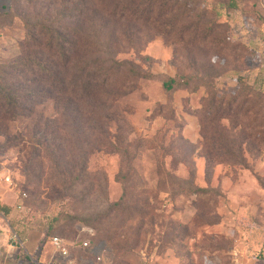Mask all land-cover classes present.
Returning a JSON list of instances; mask_svg holds the SVG:
<instances>
[{"label": "rangeland", "instance_id": "1", "mask_svg": "<svg viewBox=\"0 0 264 264\" xmlns=\"http://www.w3.org/2000/svg\"><path fill=\"white\" fill-rule=\"evenodd\" d=\"M54 1L0 0V62L28 54L22 17ZM228 1L188 3L152 24L112 22L111 51L98 57L151 76L93 113L84 104L82 117H60L53 99L37 104L66 123L56 158L33 155L26 115L0 131V264H68L54 236L73 264H264V0ZM178 76L215 89L166 90ZM238 93L212 120V96L227 104Z\"/></svg>", "mask_w": 264, "mask_h": 264}, {"label": "trees", "instance_id": "2", "mask_svg": "<svg viewBox=\"0 0 264 264\" xmlns=\"http://www.w3.org/2000/svg\"><path fill=\"white\" fill-rule=\"evenodd\" d=\"M28 1L31 3V0ZM61 2L53 3L52 6L43 3L39 13L22 17L29 31L27 47L30 51L17 61L0 62V131H5L7 123L20 114L34 119L32 133L35 145L32 150L33 155L38 157L43 156V152L48 154L47 157L58 156L64 144L60 131L64 130L66 123L59 119L45 120L42 114L36 112L37 104L53 99L60 117L66 118L72 114L82 117L87 111L82 108L84 104L93 113L97 107L125 95L127 84L150 78V74H145L128 61L98 57L100 55L96 52L101 51L102 47L108 54L111 51L113 35L108 37L104 31L112 22L157 23L165 15L186 8L188 3H198L199 0ZM226 6L236 9L238 0H229ZM166 28L170 29V25ZM212 28L208 29L206 37ZM243 80L242 77L238 78L240 82ZM192 82L197 84L196 90L202 87L215 89L213 82L205 78L188 76L169 77L164 87L171 91L189 87ZM250 90L251 87L246 91L241 105L251 101ZM241 96L242 93L233 95L226 104L224 98L218 99L214 94L209 106L211 119L218 120L221 111L231 113ZM190 192L207 190L191 188ZM55 221H59V218ZM53 228L51 226L50 230Z\"/></svg>", "mask_w": 264, "mask_h": 264}, {"label": "built area", "instance_id": "3", "mask_svg": "<svg viewBox=\"0 0 264 264\" xmlns=\"http://www.w3.org/2000/svg\"><path fill=\"white\" fill-rule=\"evenodd\" d=\"M12 240L14 242H16L18 240V236L17 234H13L12 236ZM89 241H83V245L85 247L89 246ZM52 245L54 247L55 250H57L59 252V254L61 255V257L65 260H68V264H73V261L71 260V254H70V250L67 247L64 239H62L59 236H54L52 237ZM99 260H101V257H99Z\"/></svg>", "mask_w": 264, "mask_h": 264}, {"label": "crops", "instance_id": "4", "mask_svg": "<svg viewBox=\"0 0 264 264\" xmlns=\"http://www.w3.org/2000/svg\"><path fill=\"white\" fill-rule=\"evenodd\" d=\"M6 229H7V225L5 223H1V221H0V241H2L4 239L2 237L3 236V233L1 231L6 230ZM13 234H16V233H13ZM13 234H12V236H13Z\"/></svg>", "mask_w": 264, "mask_h": 264}]
</instances>
